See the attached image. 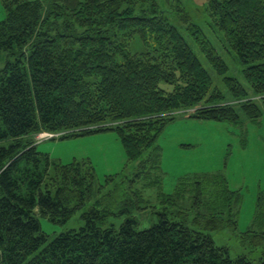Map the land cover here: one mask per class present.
Returning a JSON list of instances; mask_svg holds the SVG:
<instances>
[{
    "label": "trees",
    "instance_id": "16d2710c",
    "mask_svg": "<svg viewBox=\"0 0 264 264\" xmlns=\"http://www.w3.org/2000/svg\"><path fill=\"white\" fill-rule=\"evenodd\" d=\"M0 2L6 13L0 21V143H9L0 146V264H264L261 200L241 237L248 247L261 246L256 259H232L207 234L237 227L241 198L220 174L181 179L172 196H161L179 211L165 208L144 230L131 216L118 229L104 228L110 212L95 205L82 213L83 227L48 240L38 216L57 224L70 220L93 198L95 175L89 162H52L29 139L113 131L128 162H138L143 173L159 168L157 138L179 112L239 124L238 107L258 121L264 108V0H209L204 9L243 64L249 92L225 77L226 63L180 0ZM171 16L184 22L222 77L229 100L213 89ZM134 41L143 50L133 52ZM188 194L199 230L186 225L190 209L179 207L188 204Z\"/></svg>",
    "mask_w": 264,
    "mask_h": 264
},
{
    "label": "rangeland",
    "instance_id": "374dc122",
    "mask_svg": "<svg viewBox=\"0 0 264 264\" xmlns=\"http://www.w3.org/2000/svg\"><path fill=\"white\" fill-rule=\"evenodd\" d=\"M180 1L190 21L202 28L226 63L225 77L236 79L249 92L250 87L242 75L243 64L225 44L223 33L209 24L210 19L204 10L209 0ZM5 16V10L0 2V21H3ZM173 17L171 16V22L179 28L209 73L213 89H216L225 100H229L231 97L222 77L216 75L204 55L186 34L184 22L175 21ZM137 42L139 41H134L131 45L133 52L143 50ZM0 67H3V61H0ZM236 110L240 116L239 124L198 120L189 118L187 113L179 112L175 121L168 124L157 138L155 146L161 150L159 168L143 169V173L138 170V162H128L121 142L113 131L67 139H60L59 135L47 133L29 138L35 143L37 151L47 155L52 162L64 165L89 162L95 175L93 198L77 210L70 220L62 224L52 223L47 218L38 216L42 232L48 236V240H52L69 230H78L84 225L82 213L95 205L100 210L106 209L110 212L104 228L113 225L118 229L123 220L131 216L138 222L137 229L144 230L157 222L158 213H163L168 208L171 212L179 211L175 204L172 206V203H164L161 196H172L181 179L220 174L226 179L229 189L237 192L241 198L235 217L237 227L208 231L207 234L212 237L217 247L227 248L232 259L237 256L256 259L261 246L248 247L246 243H242L241 237L253 222L258 200L264 204V108H261L262 115L258 121H250L238 107ZM8 144L4 142L0 143V146ZM149 153L145 152L142 159ZM138 173L140 178L135 176ZM190 197L188 194V204L185 200L179 207L186 211L190 209L192 203ZM195 216L197 213L190 209L186 212L184 220L187 226L199 230V227L193 224Z\"/></svg>",
    "mask_w": 264,
    "mask_h": 264
}]
</instances>
